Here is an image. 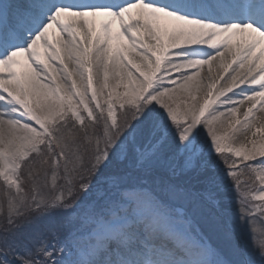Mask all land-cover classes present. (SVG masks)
<instances>
[{"label":"snow or ice","instance_id":"obj_1","mask_svg":"<svg viewBox=\"0 0 264 264\" xmlns=\"http://www.w3.org/2000/svg\"><path fill=\"white\" fill-rule=\"evenodd\" d=\"M256 213L264 0H0V264H264Z\"/></svg>","mask_w":264,"mask_h":264},{"label":"rangeland","instance_id":"obj_2","mask_svg":"<svg viewBox=\"0 0 264 264\" xmlns=\"http://www.w3.org/2000/svg\"><path fill=\"white\" fill-rule=\"evenodd\" d=\"M138 75V74H137ZM179 102V101H178ZM181 107H183V105H181ZM251 222H253L252 224H251V227L254 229L255 227L253 226V224L255 223L253 220L251 221ZM256 224V223H255ZM258 226V225H257ZM259 227V226H258Z\"/></svg>","mask_w":264,"mask_h":264},{"label":"bare ground","instance_id":"obj_3","mask_svg":"<svg viewBox=\"0 0 264 264\" xmlns=\"http://www.w3.org/2000/svg\"><path fill=\"white\" fill-rule=\"evenodd\" d=\"M133 56L135 55V54H132ZM130 67V66H129ZM133 70H135V69H133ZM206 71H207V68H206V66H205V69H204V72L206 73ZM203 74V73H202Z\"/></svg>","mask_w":264,"mask_h":264}]
</instances>
